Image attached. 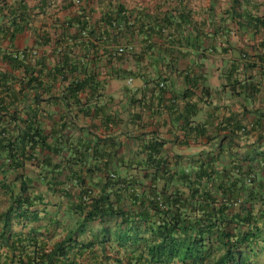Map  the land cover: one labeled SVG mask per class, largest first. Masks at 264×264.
<instances>
[{
	"label": "trees",
	"instance_id": "trees-1",
	"mask_svg": "<svg viewBox=\"0 0 264 264\" xmlns=\"http://www.w3.org/2000/svg\"><path fill=\"white\" fill-rule=\"evenodd\" d=\"M115 14L105 24L126 42L137 25L119 29L118 21L132 17ZM83 21L67 42L88 34ZM255 23L264 27V18ZM66 44L56 45L46 74L51 90L58 78L67 85L45 100L36 93L42 61L30 51L7 56L10 69L29 76L20 84L37 86L25 119L10 105L17 77L0 75V264H264V113L245 117L259 93L254 86L230 74V97L242 112L210 113L197 124L184 112L181 140L119 126L111 133L119 117L100 101L101 82L66 57ZM126 52L113 47L108 55ZM74 73L84 78L69 79ZM160 78L156 86L166 92ZM23 90L18 99L27 98ZM44 101L47 128L40 121L48 114Z\"/></svg>",
	"mask_w": 264,
	"mask_h": 264
},
{
	"label": "crops",
	"instance_id": "crops-1",
	"mask_svg": "<svg viewBox=\"0 0 264 264\" xmlns=\"http://www.w3.org/2000/svg\"><path fill=\"white\" fill-rule=\"evenodd\" d=\"M120 12L130 13L132 19L118 21L116 27L137 25L134 32L127 31L126 42L118 39L121 35L115 26L105 24L109 16ZM260 17L264 18V0H0V75L17 77V82H7L11 85L10 105L21 109L18 115L25 119L35 108L37 86L20 84L29 76L10 69L6 58L35 52V59L46 67L41 69V88L36 91L45 100L67 85L58 78L51 90L52 79L46 74L56 62V45L64 40L71 51L66 57L73 64H84L86 73L101 82L100 101L108 102V113L119 117L111 133H120L122 128L146 138L181 140L185 121L179 116L184 112L194 113L189 120L196 124L206 122L210 113L229 116L242 112V106L230 97V74L250 82L255 93L259 92L248 104L245 117L251 120L264 113V73L259 68L264 67V27L255 23ZM80 20L87 23L88 34L67 42L78 33ZM120 46L132 49L118 57L108 55L111 48ZM244 65L256 67L249 70ZM159 76L166 80V92L156 86ZM68 78L81 80L84 75L74 73ZM22 87L26 99H18ZM173 100L176 104L170 102ZM40 107L48 112L40 119L47 128L48 104L41 102ZM80 123L84 124L82 119ZM173 150L191 151L183 146ZM31 170L29 167L25 175Z\"/></svg>",
	"mask_w": 264,
	"mask_h": 264
},
{
	"label": "built area",
	"instance_id": "built-area-1",
	"mask_svg": "<svg viewBox=\"0 0 264 264\" xmlns=\"http://www.w3.org/2000/svg\"><path fill=\"white\" fill-rule=\"evenodd\" d=\"M132 48L131 47H123V46H120L117 48V53L118 54H121L125 51H130ZM35 54V52H33ZM131 82L130 80H128V83ZM162 87V84L160 85Z\"/></svg>",
	"mask_w": 264,
	"mask_h": 264
}]
</instances>
